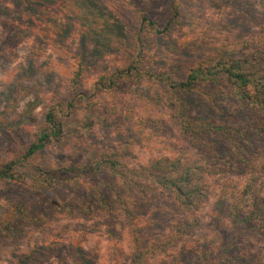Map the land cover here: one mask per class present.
Segmentation results:
<instances>
[{"label": "trees", "instance_id": "16d2710c", "mask_svg": "<svg viewBox=\"0 0 264 264\" xmlns=\"http://www.w3.org/2000/svg\"><path fill=\"white\" fill-rule=\"evenodd\" d=\"M11 1L35 15L40 5L54 2ZM127 1L139 15L138 30L124 37L127 49L133 50V59L95 78L89 89L83 90L81 81L87 71V56L83 52L74 62L71 96L56 99L48 106L44 120L32 134V141L12 143L11 158L0 162V183L24 184L37 193H52L59 187H71L77 192L87 183V197L77 194L74 199H66L56 195L55 212L73 215L76 211L92 213L98 209L113 218L119 211L133 224L132 264H148L155 254H167L189 235L193 236L201 228V217L211 203L217 232L227 236L220 243L209 236L196 240L198 264H264V242L257 256H250L251 243L264 238V152H256L258 147L264 148V47L235 41L213 49L187 72L160 71L155 68V60L151 61L152 53L147 54V36L158 39L169 36L179 27L183 9L189 2H205L214 9L232 4L227 0ZM256 1L264 8V0ZM157 5L163 8L162 12L154 10ZM75 7L84 20L83 43L96 41L98 49L107 47L117 35L119 25L111 13L93 0H77ZM67 15V28L57 31L59 45L70 32L71 13ZM260 27L264 34V24ZM12 31L21 32L15 27ZM259 40L264 42V35ZM170 43L165 45L166 52L177 53V45ZM146 83L160 89L161 98L157 100L172 111L179 134L196 150L193 157L188 158L183 150L174 157L160 156L145 164H131L129 158H133L138 142L132 139L100 150L93 158H86L78 149L66 163L47 167L39 161L44 151L63 150L102 126L96 116L102 99L110 96L116 103V98L129 94L135 85ZM202 107L213 113L214 118H223L222 122L198 116L195 111ZM147 119L138 115L135 128L140 136ZM0 129L5 126L0 125ZM13 133L20 139L21 127L17 126ZM106 174L111 181L105 178ZM229 174L238 181L228 179ZM219 175L223 176L222 181L218 180ZM158 201L170 202L185 218L175 222L169 238L146 246L138 225V205ZM49 220L34 214L26 205H15L7 218L0 217V237L16 239L24 235L25 227L40 228ZM79 254L84 264H91L80 251ZM173 264H182V261L176 258Z\"/></svg>", "mask_w": 264, "mask_h": 264}, {"label": "rangeland", "instance_id": "374dc122", "mask_svg": "<svg viewBox=\"0 0 264 264\" xmlns=\"http://www.w3.org/2000/svg\"><path fill=\"white\" fill-rule=\"evenodd\" d=\"M53 1L40 5L37 15L26 12L24 6H17L11 0L0 1V125L5 126L0 129V162L11 158L9 147L12 143L33 140L32 134L54 100L71 96L74 62L83 52L87 56V71L81 81L83 90L89 89L95 78L113 71L116 65H127L133 59V50L127 49L124 37L138 30L139 15L127 0H93L107 8L120 25L117 35L102 49H98L96 41L83 43L84 20L75 7L77 0ZM227 1L236 6L223 5L221 9H214L205 2H189L183 9L179 27L169 36L162 39L147 36V54L152 53L155 68L178 70V74L187 72L200 59L209 56L213 49L229 46L235 41L264 47V42L259 40L260 35H264L260 27L264 24V8L260 2ZM154 10L160 13L163 8L157 5ZM67 12L71 13L72 24L67 38L59 45L57 31L67 28ZM14 27L21 31L20 34L13 33ZM168 42L173 44L171 46L177 45L179 51L166 52ZM160 95V89L146 83L135 85L129 94L116 98V103L107 96L108 99H102L96 110L102 126L63 150L44 151L39 161L44 166L53 167L68 162L78 149L86 158H93L100 150L117 147L132 139L140 143L136 142L133 158H129L131 164H145L160 156L174 157L183 150L188 158L193 157L196 150L179 134L178 124L171 117L172 111L158 102ZM195 112L200 117L214 118L211 116L214 114L204 107ZM139 114L148 118L142 136L135 128ZM214 119L221 123L223 118ZM17 126L22 130L20 139L13 133ZM259 150L264 152L263 147H258L256 152ZM105 176L111 181L108 174ZM217 177L222 181L223 176ZM228 177L238 181L232 174ZM77 194L81 198L87 197L88 184L83 183L77 192L71 187H59L52 193H37L24 184L0 183V217L7 218L15 205L22 204L34 214L50 218L49 223L40 228L25 227L24 235L16 239L0 237V264H84L79 251L91 264H114L115 261L132 264L130 232L133 224L119 211L113 218L98 209L92 213L76 211L73 215L55 212L53 200L56 195L74 199ZM138 206V225L146 246L169 238L175 222L185 218L168 201L149 205L140 203ZM214 214L210 203L201 217V228L193 236L189 235L167 254H155L148 264H173L176 258L182 264H198L196 240L209 236L220 243L227 236V233L217 232ZM263 242L264 238H259L258 243H251L250 256H257ZM240 255L238 251L237 256Z\"/></svg>", "mask_w": 264, "mask_h": 264}]
</instances>
